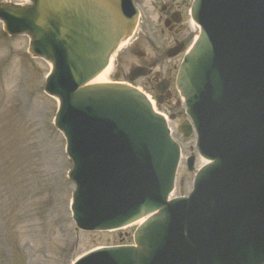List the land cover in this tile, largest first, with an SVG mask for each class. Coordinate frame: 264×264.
<instances>
[{"label": "water", "instance_id": "water-1", "mask_svg": "<svg viewBox=\"0 0 264 264\" xmlns=\"http://www.w3.org/2000/svg\"><path fill=\"white\" fill-rule=\"evenodd\" d=\"M29 1V6H0V20L8 35L30 36L31 54L53 66L46 92L60 101L56 126L67 137L75 164L70 173L77 185L75 220L82 228L108 230L148 218L136 234L137 248L104 251L82 264H234L240 256L253 264V248L241 239L246 232L264 239V222L242 224L218 207L219 190L210 187L209 177L217 179L212 168L198 200L170 202L179 149L163 118L130 87L93 84L137 24L131 1ZM213 1L203 7L207 28L186 58L178 87L185 98L194 97L190 105L208 119L223 155L232 154L233 145L225 127L241 128L252 109L264 105L251 103L245 80L246 68L256 62L257 88L264 87V0H243L241 6L235 0ZM199 9L200 0L193 11L196 22ZM230 13L240 16L233 39L223 27ZM259 16L261 35H254L250 29ZM219 18L225 22L214 31ZM212 41L221 49L206 54ZM247 132L251 141L263 140L258 129Z\"/></svg>", "mask_w": 264, "mask_h": 264}, {"label": "rangeland", "instance_id": "rangeland-1", "mask_svg": "<svg viewBox=\"0 0 264 264\" xmlns=\"http://www.w3.org/2000/svg\"><path fill=\"white\" fill-rule=\"evenodd\" d=\"M163 1L144 0L154 28ZM28 50V37H9L0 23V264H71L100 247L132 245L139 225L94 234L76 229L70 211L74 186L67 178L72 163L65 155L66 141L53 125L58 103L44 93L50 67ZM130 53L124 49L115 58L111 82L116 73L127 80ZM177 112L182 113L171 129L183 159L172 198L191 193L195 173L185 159L197 154L195 141L184 140L178 131L186 116L181 108ZM201 166L199 160L196 170Z\"/></svg>", "mask_w": 264, "mask_h": 264}, {"label": "flooded vegetation", "instance_id": "flooded-vegetation-1", "mask_svg": "<svg viewBox=\"0 0 264 264\" xmlns=\"http://www.w3.org/2000/svg\"><path fill=\"white\" fill-rule=\"evenodd\" d=\"M161 19L159 21V26H162V33H167L169 36H175L174 43L182 41L186 43L189 39L186 35V28L182 24V18L180 12L183 10L182 5L179 1L176 0H164L161 5ZM176 13H179L177 15ZM177 21H179L177 23ZM139 41V39H138ZM157 64L153 61L146 63L145 65H140L141 67L151 68L155 67ZM163 80L164 83H162ZM169 79L164 77H157L156 73L151 76V79L148 80L150 90L154 94V97L161 101L164 106H170L171 104V91L168 88ZM162 83V84H161Z\"/></svg>", "mask_w": 264, "mask_h": 264}, {"label": "bare ground", "instance_id": "bare-ground-1", "mask_svg": "<svg viewBox=\"0 0 264 264\" xmlns=\"http://www.w3.org/2000/svg\"><path fill=\"white\" fill-rule=\"evenodd\" d=\"M125 49V48H124ZM123 49V50H124ZM122 50V51H123ZM112 69H113V64H112V62H111V64L109 65V67L103 72V73H101L100 75H99V77L94 81V83H109L110 82V80H109V77L111 76V73H112ZM210 161H205V160H203V165L205 164H208ZM176 190V189H175ZM144 220L145 219H140L139 220V222H138V224L137 225H140V224H142L143 222H144Z\"/></svg>", "mask_w": 264, "mask_h": 264}]
</instances>
